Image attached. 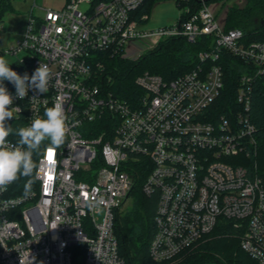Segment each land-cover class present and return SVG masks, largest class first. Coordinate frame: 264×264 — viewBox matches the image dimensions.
<instances>
[{"label":"built area","instance_id":"obj_1","mask_svg":"<svg viewBox=\"0 0 264 264\" xmlns=\"http://www.w3.org/2000/svg\"><path fill=\"white\" fill-rule=\"evenodd\" d=\"M144 1L68 0L59 11L42 8L41 15L29 16L15 48H0L3 58L24 51L9 62L21 76L31 77L40 63L51 70L47 92L29 88L23 100L3 81L13 109H21L9 121L23 118L30 126L59 103L68 129L61 146L44 141L36 187L27 198L13 195L15 183L0 192V264H125L115 222L141 178L142 192L157 201L148 249L153 261L169 264L230 223L242 250L264 264V181L255 165L236 160L257 149L249 103L255 82L264 80V42L248 40L240 29L225 30L205 0L194 12L182 7L185 17L177 23L146 31L148 15L137 14ZM4 4L11 0H0ZM177 37L212 39L198 53L196 68L172 80L138 75L142 94L133 102L113 91L98 54L136 60ZM223 52L240 71L226 107Z\"/></svg>","mask_w":264,"mask_h":264},{"label":"trees","instance_id":"obj_2","mask_svg":"<svg viewBox=\"0 0 264 264\" xmlns=\"http://www.w3.org/2000/svg\"><path fill=\"white\" fill-rule=\"evenodd\" d=\"M159 0H145L137 14H150V6ZM177 8L189 7L194 12L201 5V0H175ZM207 4L215 0H205ZM10 5L0 6V17ZM180 16V19H183ZM223 26L225 30L240 29L250 41L264 42V0H246L243 7H229L224 15ZM212 41L211 38H201L196 43H190L183 37L168 38L139 59L130 60L106 54H98L97 58L103 60L105 75L113 77L112 89L119 97L130 102L135 101L142 94L135 84V78L144 73L160 75L163 79L172 80L197 67V55L205 50ZM225 70V90L232 104L234 92L238 87V69L232 68L236 64L234 57L227 52L221 55ZM251 102L249 118L255 125L257 134V149L250 158L240 157L238 162L248 167L256 166L255 173L264 181V80L259 78L251 89ZM15 131L25 126L23 118L17 121H7ZM8 140L17 142L19 137L10 135ZM45 146L43 142L40 150L33 154V161L37 164L40 154ZM35 172V171H34ZM145 176V175H144ZM144 178L130 193L132 202L126 211L118 213L115 222V237L118 241V253L125 264H159L152 260L149 248L156 233L155 215L157 201L155 197H147L141 190ZM26 178L15 182L13 195L24 194ZM36 187V180L32 188ZM237 234V236L235 235ZM208 239V240H206ZM206 240V241H204ZM238 233L230 223H221L214 232L191 248L184 251L182 262L178 264H257L241 248Z\"/></svg>","mask_w":264,"mask_h":264},{"label":"clouds","instance_id":"obj_3","mask_svg":"<svg viewBox=\"0 0 264 264\" xmlns=\"http://www.w3.org/2000/svg\"><path fill=\"white\" fill-rule=\"evenodd\" d=\"M11 64L0 57V192L7 191L8 186L26 178L24 197L31 194L34 183L36 164L33 154L40 150L41 144L48 140L49 147H59L64 143L67 133L65 110L59 103L45 109L46 118L36 117L30 126L19 127L15 131L7 125V121L14 117V111H21L16 106L13 109V96L4 86L3 81L11 82L16 89V98L23 100L29 88L39 93L48 90L51 70L47 64H39L31 77L21 76L12 70ZM15 134L19 137L15 143H10L8 137Z\"/></svg>","mask_w":264,"mask_h":264},{"label":"rangeland","instance_id":"obj_4","mask_svg":"<svg viewBox=\"0 0 264 264\" xmlns=\"http://www.w3.org/2000/svg\"><path fill=\"white\" fill-rule=\"evenodd\" d=\"M67 1L68 0H35L36 7H32V0H11V7L6 9L0 17L3 25V28L0 31V48L10 49L17 46V43H19L18 41L22 40L23 34L26 31L30 15H41L43 13L42 8L59 11L65 6ZM214 3L219 4V16H221L230 6L243 7L246 0H215ZM214 3L210 4V6H214ZM149 9L150 14L148 20L143 25V29L146 31L164 28L168 25L177 23L179 20L180 10L177 8L175 0L156 1L151 4ZM24 55L25 53L22 51L18 56H6L4 58L8 62L14 63L17 59L23 58ZM131 202L132 199H130L125 205V208L123 209L124 211L130 206ZM96 217L98 222H102L104 217L103 211L98 213ZM235 235L237 236V234ZM183 255L169 264H178L179 262H182V259L184 258Z\"/></svg>","mask_w":264,"mask_h":264},{"label":"crops","instance_id":"obj_5","mask_svg":"<svg viewBox=\"0 0 264 264\" xmlns=\"http://www.w3.org/2000/svg\"><path fill=\"white\" fill-rule=\"evenodd\" d=\"M212 4V3H211ZM215 5L214 6H212L213 7V9L216 11V12H219V4H216V3H214ZM225 13H226V11L224 12V14L223 15H221V16H219V19H220V21H221V23L223 22V20H224V15H225Z\"/></svg>","mask_w":264,"mask_h":264}]
</instances>
